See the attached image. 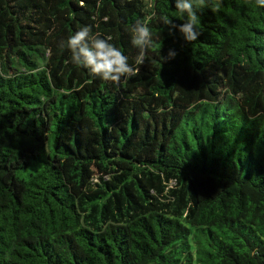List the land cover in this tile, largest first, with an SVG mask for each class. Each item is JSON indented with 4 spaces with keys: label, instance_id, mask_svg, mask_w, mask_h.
I'll return each instance as SVG.
<instances>
[{
    "label": "trees",
    "instance_id": "trees-1",
    "mask_svg": "<svg viewBox=\"0 0 264 264\" xmlns=\"http://www.w3.org/2000/svg\"><path fill=\"white\" fill-rule=\"evenodd\" d=\"M193 3L188 43L174 0H0V264H264V7ZM83 26L138 74L71 63Z\"/></svg>",
    "mask_w": 264,
    "mask_h": 264
},
{
    "label": "clouds",
    "instance_id": "clouds-1",
    "mask_svg": "<svg viewBox=\"0 0 264 264\" xmlns=\"http://www.w3.org/2000/svg\"><path fill=\"white\" fill-rule=\"evenodd\" d=\"M206 0H199L200 7H204ZM258 6L264 7V0H256ZM175 9L183 18V22L176 24L167 17L163 18V24L168 27L169 35L178 31L183 39L192 43L201 36L198 29L197 9L193 0H174ZM213 11L218 10V5L213 6ZM111 37L101 38L99 34H92L90 26H83L75 34L70 35L66 41L60 42V47H66L71 52V63L83 67L94 76L106 82L119 85L122 79L136 76L138 67H133L128 62V57L116 46L110 43ZM131 43L137 48L138 55L135 58L137 65H142L147 55V49L152 46L153 39L149 27L145 23L137 21L131 28ZM174 49H169L163 62L170 61L177 56Z\"/></svg>",
    "mask_w": 264,
    "mask_h": 264
}]
</instances>
